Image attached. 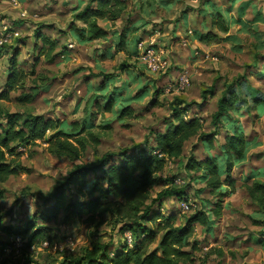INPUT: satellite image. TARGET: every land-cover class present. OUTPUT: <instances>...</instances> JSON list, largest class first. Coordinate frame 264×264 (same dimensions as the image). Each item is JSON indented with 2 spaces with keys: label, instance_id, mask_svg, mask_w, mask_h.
<instances>
[{
  "label": "rangeland",
  "instance_id": "1",
  "mask_svg": "<svg viewBox=\"0 0 264 264\" xmlns=\"http://www.w3.org/2000/svg\"><path fill=\"white\" fill-rule=\"evenodd\" d=\"M17 1L24 4L27 0ZM79 1L72 5L75 6L72 9V6L69 7L71 0H55V10L48 9L39 15L33 16V12L40 11V0H28L26 5H19V7H14L12 0H0V32L5 34L11 32L8 30L9 25L12 23L11 15L16 14L17 11L18 13L21 11L29 13L23 19L21 16H16L15 22L25 23V26L18 36L11 35L0 48V90H4L8 78L11 76L8 74V59L14 56V54L16 55L17 70L24 74L21 80L23 87L10 92L8 100L0 101V107L4 112L18 113L23 117L27 115H43L49 118H58L67 123L77 122L78 126H81L85 108L89 107L90 112L93 113L91 116L93 127L89 130L98 139V144L94 146L95 150L92 148L93 146H88L87 151L78 162L49 155L45 150V145L39 141L35 145L25 148V150L18 149L19 152H22L18 162L28 172H21L12 176L1 185L4 195L0 200L10 199L15 201L13 204L15 211H5V215L9 216V221L7 224L0 226V264H60L64 257L79 256L84 249L90 248L96 242L107 243L109 236H113L114 233L106 226L97 228V231L99 229V238L94 243L89 241L88 236H78L73 243L71 252L66 247L58 246V241L61 238L60 234L56 233L54 228H50L49 224H46V228L52 237V242L46 246H43L42 243L31 246L25 240L15 242L14 237L6 235L2 228L8 225L11 228H16L28 220L27 208L29 206V197H33L32 213H34L36 212L34 197L36 198V202L41 204L39 197L42 196V193L40 191L50 190L56 177L61 172L67 173L74 164L85 163L89 157L94 159V151H96L98 157L105 153L115 152L112 145L121 144L123 139H143L145 135L149 134L150 129L155 128L156 122L161 117L167 118L170 114L161 104L155 103V106L150 105L151 96L140 103H133L131 108L135 115L132 117L126 116L123 120H118L111 113H104L96 107H90L88 101L97 94H100L94 92V88L100 84L102 80L101 74L115 76L118 72H122L120 71L121 66H125V68L130 67L134 68L139 74L140 82L142 83L148 77H151L152 81L163 79L164 74L149 71L137 57L129 55L127 50L116 53L111 58L98 57L93 60L89 55L90 52H94L98 46L104 48L105 51L109 50L111 43L109 39L82 43L69 34L70 22L73 23L71 26L75 28H85L80 21L74 19V16L84 10L89 0L82 4L79 10L75 12ZM158 1L122 0L123 6L121 8L123 11L120 17L110 22L100 20L98 24L107 30L120 31L125 26L132 24L133 21H138L140 16L143 15L145 18L143 21L144 26L138 31L140 41H143L145 46L149 45L158 49L161 46L151 41L160 39L166 33L161 29L160 36L157 37L155 26L157 24H172L173 32H175V25L181 20L182 14L188 13V9H180L179 16H169L167 13L172 12L181 0H168L167 5L164 4L163 6ZM145 3L146 7L144 6ZM90 5L92 9H95L97 6L96 3ZM157 7L162 9L159 16H155ZM144 10L149 12L148 14L150 15H145L143 13ZM192 11L195 13L198 10L193 9ZM154 16L155 19L152 20L153 29L150 30L146 25ZM186 18V22L188 23L189 17ZM191 20L192 23H197L199 22V17L193 15ZM2 22H5L3 23L4 25H2ZM10 29L19 30L21 29V24H12ZM216 35H219V33ZM42 36L48 38L49 42L54 43L53 50H50L48 46L43 47ZM220 39L229 40V43L226 45L215 44V48L221 56L237 63V67H239L240 62L244 63L245 68L251 66L243 61V57L232 56L231 51L242 48L244 46L242 42H247L256 48L260 42L258 39H250L246 32H240L236 39H232L231 33L226 32ZM179 40V35H172L169 40L170 45L177 52L182 51V49L177 47ZM57 43L59 44L57 45ZM200 46L203 51L204 45L201 44ZM110 49L113 52L112 47ZM262 52H264V47L257 49V55H260ZM205 54L207 55V53ZM5 60L7 61V69L4 68ZM197 63L199 62L194 63L193 67H196ZM208 63L212 66L208 67L205 64L201 75L203 76L204 73H207V80L211 86L202 88L198 95L189 96L185 102L187 104L202 106L203 110L211 116L216 110L217 99L222 95L226 86L229 85L228 83H224L218 88L217 83L224 80L230 68L226 65L221 70L220 63L216 60H210ZM110 85L114 86V84ZM150 85L158 88L155 83H151ZM135 86L136 84H133L130 87L132 92L136 90ZM213 86L214 97L208 94L213 89ZM32 90H35L37 95L31 103H20L18 101V98L22 94H30L33 92ZM106 92L111 91L108 89ZM203 93L207 96L206 99L201 98ZM159 96L163 97V93ZM209 96L211 97L210 99ZM175 99H178V97H174L168 102L174 104ZM205 105L207 106L203 107ZM137 109L151 110L145 111V114L141 117L139 112L136 111ZM259 116H264V107L260 110L255 109L254 117ZM254 117L248 118L250 122V134L251 132H257L258 136L257 121ZM209 122L210 120L207 122L208 125ZM2 124H4V121H2ZM209 131L205 129V132ZM259 143L260 146L250 152L249 159L244 165L233 168L232 178H244L251 168H261L264 166V142ZM198 148L200 151H197ZM190 156H194L195 158L197 156H201L202 158L206 156V152L203 151L202 145L196 138H192L184 144L182 159L180 161H173V166L177 172H169V179L179 174L180 171H183V165ZM60 159L64 160L63 164L60 163ZM53 169H56L55 174L53 173ZM165 170H167V167ZM190 174L194 177L198 175L195 172ZM202 187L201 183H192L191 187L186 190L188 192V203L193 198L198 202L199 200L208 202L215 200L207 192L200 193L196 197L195 191ZM166 188L165 184L157 186L152 190L151 198H155L158 193L166 190ZM42 198L45 199L43 196ZM169 203H174L177 206L181 204L177 200H169ZM222 206L221 216L215 220L211 235L203 232V237L195 239L197 240L198 247L193 251V257L195 258L193 264H264V250L252 240L255 234L264 230V211L260 210L256 203L251 202L246 189L239 182H236L234 193L224 198ZM233 206L236 209H239L241 206L243 207V211L239 217L232 214ZM198 208L199 205L196 207L190 206L185 212L180 210V214L181 216H189L193 210ZM0 209H7L6 201H0ZM40 210L38 208V211ZM88 231L94 237L97 235L96 229L91 228ZM194 231L193 237L202 232V228L196 224L194 225ZM16 237L20 238L19 236ZM190 240L193 241L194 239L191 238ZM54 244L57 245L56 248L53 247Z\"/></svg>",
  "mask_w": 264,
  "mask_h": 264
},
{
  "label": "clouds",
  "instance_id": "2",
  "mask_svg": "<svg viewBox=\"0 0 264 264\" xmlns=\"http://www.w3.org/2000/svg\"><path fill=\"white\" fill-rule=\"evenodd\" d=\"M76 2L78 0H71L69 7ZM39 9V12H33L32 15H39L48 9L55 10V0H40ZM180 9H188L189 22L185 24L183 18H181L175 25V32H173L172 24H157L155 26L156 36H160L161 29L166 34L158 40L151 41L161 47L147 50L148 68L158 74L163 73V79L152 81L151 77H148L143 80L144 84L155 83L160 89L163 97L158 96L154 103L161 104L170 114L167 118L161 117L156 122L155 128L150 129L149 134L145 135L143 139H123L121 144L112 145V148L115 149L114 154L107 156L102 154L95 159L89 157L86 163L82 165L91 167V171L81 178L82 187L72 186L70 189L66 187L64 198L56 206L54 219L49 222V227L54 228L56 233L60 234L61 238L58 241V246L66 247L69 252L72 251L73 243L78 236H88L89 241L93 243L99 238V229L97 231L96 225L92 224L89 227L87 223V218L93 211L98 214L110 208V211L105 212L108 218L110 213L116 211L117 206H122V209L130 205L132 201L142 200L145 198L146 193L168 182L169 172L176 173L177 170L174 168L171 159L166 162L167 170L162 168V164H165L164 152L174 150L175 138L185 131L194 127H201L202 131L205 129L212 131L213 134L207 137L208 145L203 148V151L212 158V163L220 165L230 162L235 163L248 140L256 138L258 142H264V116L254 117L257 103H264V52L257 55V49L247 42H242L244 45L242 48L233 49L231 51L232 56L243 57V61L251 65L245 68L243 62H240L239 67H237V63L221 56L215 48V44L226 45L229 43V40L220 39L225 32L231 33L232 39L238 38L240 32H246L250 39H258V41L264 42V0H181L173 11L167 14L169 16H179ZM193 9L198 11L194 13ZM161 12L162 9L157 7L155 16H159ZM28 15V12H20L11 15V18L15 20L16 16ZM193 15L199 17V22L192 23L191 18ZM155 16L146 25L150 30L153 29L152 20L155 19ZM217 33L219 35H216ZM172 35L180 36L177 47L182 51L177 52L170 45L169 40ZM212 37H215V39H212ZM201 44L204 45L203 51L201 50ZM111 47L113 49L112 54L115 55L119 49L115 43ZM102 52H105V49L98 46L89 55L95 60L100 57ZM210 60L218 61L221 70L226 65L230 68L224 80L217 83V87L219 88L224 83L231 84V94L225 100L227 109L219 112L216 123L212 126L207 123L212 117L203 110L202 106L183 102L189 96L198 95L202 88L211 86L207 80V73L201 75L205 64L208 67L212 66L208 63ZM196 62L199 63L196 67H193ZM4 68L7 69L6 60L4 61ZM138 81L139 74L135 69L126 67L123 72L116 74L115 84L118 89L126 91ZM174 97H178V99L174 104H170L168 101H171ZM150 110L137 109L136 111L142 117L145 111ZM249 117H254L257 121L258 136L257 132H251L250 134ZM232 140H236L240 145L239 149L232 148L230 144ZM197 151H200V149L198 148ZM196 159L209 171L208 180H212L213 175H215L217 182L224 181V176L216 175L201 156H197ZM60 163L63 164L64 160L60 159ZM55 172L56 169H53L54 174ZM69 173L61 172L56 177L50 190L40 191L42 196L47 198L53 193L58 183L63 184L67 180ZM175 182L177 185H183L189 183V178L183 171H180L175 176ZM204 182V180L200 181L201 184ZM136 185L143 187L134 199H128L124 192L125 187ZM73 197L76 203L81 205L88 204L93 199L98 200L99 203L94 210L82 209L83 215L78 216L71 211L70 204ZM175 199H178V196L150 202V207L144 209V211L151 216V219H149L152 221L151 227L163 224L171 214L179 215L180 210L187 211L190 206L196 207L199 205L204 211H208V208L202 202L196 201L195 198L190 200L189 203L178 206L169 203V200L174 201ZM0 201L7 202V209H0V226H3L9 221V216L5 215V211L13 210L14 212L13 204L15 201L10 199ZM32 201L33 197H29L27 218L36 221L38 219L41 223H44L43 220L39 219L38 214L33 215ZM34 203L36 214L38 208L42 209L43 205L38 204L35 197ZM242 211V206L239 209L233 206L232 214L239 217ZM208 219L216 220V217L209 216ZM217 222L219 221L217 220ZM94 227L97 233L95 237L89 234L88 231ZM136 228L137 225L129 224L122 231L113 234L110 248L121 250L128 248L134 251L139 246L138 238L133 234V229ZM203 236L204 233L200 232L192 238L198 239ZM167 248L171 249V242L167 245ZM157 255H160V253H157Z\"/></svg>",
  "mask_w": 264,
  "mask_h": 264
},
{
  "label": "trees",
  "instance_id": "3",
  "mask_svg": "<svg viewBox=\"0 0 264 264\" xmlns=\"http://www.w3.org/2000/svg\"><path fill=\"white\" fill-rule=\"evenodd\" d=\"M167 1L159 0L158 3L167 5ZM93 3L97 5L95 9L91 8L90 4ZM122 6V0H115V2L113 0H89L84 10L74 16V19L80 21L85 28H75L70 25L69 30L72 32V36L82 43L107 39L108 37L111 44L115 43L119 51L127 50L129 55L137 57V44L140 42L138 31L144 26L143 22L137 25L133 21L132 24L125 26L120 31L106 30L98 24L100 20L110 22L118 19L123 11ZM144 6H147L146 3ZM78 10L79 6L75 12ZM217 14L223 15L222 13ZM42 43L44 45L43 47L48 46L50 50L54 49V43L49 42L48 38L44 36H42ZM263 47L264 42H259L256 46L257 49H262ZM15 60V54L8 59V74L11 76L8 78L4 90H0V101L8 100L10 92L23 87L21 80L24 74L17 70ZM124 69L125 66H121L120 71L123 72ZM101 77H103L104 82L108 81V84H114L113 82L116 79V75L108 76V74H101ZM104 82L99 85L100 87L97 86L95 88L96 93L104 86ZM32 91L30 94H22L18 98V101L20 103H31L37 95L35 90ZM144 93L145 91H142V95ZM159 93H161L160 90L155 92L154 95ZM204 93L202 97L206 99L207 96ZM116 94V92L112 91L108 92L105 96L96 95L88 103L90 107H96L98 110H102V112L112 113L116 104L119 102ZM208 94L213 97L215 96L214 86ZM230 94L231 84L226 86L222 95L217 99L216 110L211 115L212 119L209 122V126L216 123V118L220 111L227 109L225 100ZM98 97L102 99V102L98 101ZM138 98H141V96ZM183 102L187 104L185 101ZM263 107L264 103H257L256 110H260ZM116 114L118 120H123L126 116L132 117L133 110L125 104H120L117 107ZM92 115L93 113L90 112L89 107L85 108V115L81 126H78L77 122L67 123L59 119L46 118L43 115H27L23 117L18 113L4 112L0 107V199L4 195V190L1 188L3 183L10 177L21 172H28L18 162L22 154V152L18 151L19 148L25 150V148L35 145L39 141L45 145V150L49 155L56 158H67L72 162L80 160L87 151L88 146H93L92 148L95 150L94 146L98 144V139L89 130L93 127ZM2 121H4V124H2ZM212 134V131L205 132V130H201V127H194L178 135L174 141V150H166L164 152L165 164H162V168L167 167L166 162L169 159L172 161H180L182 159L183 148L186 142L192 138H196L204 148L208 145L207 137ZM230 144L234 149L240 148L236 140L230 141ZM254 145H256L254 140H248L243 146L239 159L235 163L230 162L224 165L212 163V158L206 153L203 161L214 170L216 175L224 176L223 182H217L215 175H213L212 180H208L207 178L210 173L207 168L194 156H190L183 165V171L187 174L189 183L183 184V186L177 185L175 183V176H172L165 183L166 190L158 193L153 199L151 198L152 191L148 192L142 200L132 201L130 205L122 209V206H117L116 211L110 213L108 218L105 212L110 211V208L98 214L93 211L88 216L87 223L90 227L92 224H95L96 229L101 227L106 219V222L102 226H106L114 234L122 231L126 225H137V228L133 229V234L138 238L139 246L134 251L128 248H124L123 250L112 249L110 248L112 244V236L110 235L107 243L96 242L90 248L84 249L79 256L64 257L60 264H193L195 259L193 257V251L198 247L197 240H190L195 232L194 225H199L202 228V232L211 235L215 220H210L208 217L220 218L224 198L234 193L235 180L232 178V170L236 164L245 160V154ZM70 153L71 155H69ZM114 153L110 152L103 155L107 156ZM95 158H98L96 151H94ZM83 164L82 162L74 164L68 171L70 173L67 180L63 184L58 183L48 198L44 199L42 196L39 197L43 207L36 214L34 212L33 215L38 214L39 219L43 220L44 223H41L38 219L37 221L28 219L16 228H11L9 225L4 226L2 228L4 230L3 232L10 237L19 236L21 240H25L31 246L43 242L51 244L52 237L46 228V224H49L54 219L56 206L64 198L66 187L69 189L72 186L82 187L81 178L91 171L90 166H82ZM192 172L198 173V175L194 177L190 174ZM245 178L243 186L247 191L249 199L252 203H256L260 210L264 211V168L252 171ZM201 180L205 182L202 184V188L195 191V196L197 197L198 194L207 192L215 198L213 202L199 200V202H202L208 208V211H204L199 206L189 216H181V214L177 215L173 213L163 224L156 225V227L150 226L152 224V221L149 220L151 216L148 212L144 211V209L150 207V202L164 200L166 197L175 198L178 196V199L175 200L181 203H188V192L186 190L191 187L192 183H200ZM142 187L140 185L126 186L124 189L126 197L128 199H134ZM98 203V200L93 199L88 204L81 205L77 204L73 197L70 207L73 214L82 216V209L89 208L94 210ZM252 240L264 248V230L255 234ZM170 242L171 249L169 250L167 245ZM157 253H160V255H157Z\"/></svg>",
  "mask_w": 264,
  "mask_h": 264
},
{
  "label": "crops",
  "instance_id": "4",
  "mask_svg": "<svg viewBox=\"0 0 264 264\" xmlns=\"http://www.w3.org/2000/svg\"><path fill=\"white\" fill-rule=\"evenodd\" d=\"M25 1V0H24ZM24 1H22L23 3H24ZM86 2V0L85 1H83V0H80L79 1V5H77V7L79 6V8H80V6L82 5V4H84ZM28 3V0L26 1V3H24V4H21V2H18L17 0H12V4H13V6L14 7H19V5L20 6H24V5H26ZM160 4V3H159ZM162 4V3H161ZM163 5V4H162ZM161 5V6H162ZM75 6H72V9L74 8ZM17 11V10H16ZM21 11V10H20ZM21 12H25V11H21ZM17 13H18V11H17ZM145 15H150V14H148L149 12H146V10H144V12H143ZM22 17V16H21ZM26 16H23L22 17V19L23 18H25ZM186 17H188L187 16V14H185L184 15V13L182 14V18H183V21H184V23L185 24H187V18ZM145 20V18L143 17V15L142 16H140V18H139V20L138 21H135L136 23H137V25L138 24H140V22H143ZM11 21H12V23H11V25L12 24H21V29H13V30H11L10 29V26L11 25H9V29L8 30H10L11 32V34L12 35H14V36H18L21 32H22V29H23V27L25 26V23H19V22H15V20H13V19H11ZM14 21V22H13ZM3 23H5V22H2V25H4ZM71 23L72 22H70V25H71ZM3 28H5V27H3ZM102 28H104V29H106L105 27H102ZM5 29H7V28H5ZM107 30V29H106ZM111 31H115V30H111ZM117 31V30H116ZM69 32V34L70 35H72V32L69 30L68 31ZM107 39H108V37H107ZM104 40H106V39H104ZM110 41V40H109ZM110 43H111V41H110ZM59 43H57V45H58ZM112 45V44H111ZM111 47V46H110ZM110 47H109V50H106L103 54L101 53L100 54V57H103V58H111L112 57V52H111V49H110ZM40 49V48H39ZM108 49V48H107ZM119 52H121V51H118L117 53H119ZM61 55V54H60ZM63 55V54H62ZM140 77H139V81L137 82V83H135L136 84V86H135V88H136V90L134 91V92H132V90H130V87L125 91V90H122V89H118L117 88V86H115V81H114V86H111L110 84H108V81H105L104 82V79H103V77H102V80L100 81V84H102L103 82H104V86H102L101 87V89L99 90V92L98 93H100V94H97L98 96H105L106 95V93H108V92H106L108 89H109V91H114V92H116L117 94H116V96L118 97V99H119V102L116 104V106H115V108H114V111L111 113L113 116H117V114H116V110H117V107L120 105V104H125V105H127V106H129L130 108H131V105L133 104V103H140V102H142V101H144L146 98H148V97H150L151 96V98H150V102H149V104L150 105H152V106H155L156 104L154 103V101H156V99H157V97L159 96V95H161L162 94V92L161 93H159V94H156V95H154V93L155 92H157L158 90H160V89H158V88H154L152 85H146V84H144V83H142V82H140ZM99 84V85H100ZM98 85V86H99ZM106 85V86H105ZM109 86H110V88H109ZM100 87V86H99ZM142 91H145V93L142 95ZM153 91V92H152ZM94 92H95V88H94ZM124 93V94H123ZM141 96V98H138L137 99V97H140ZM99 99H98V101L99 102H102L101 100L102 99H100V97H98ZM81 103V102H80ZM80 103H79V106H80ZM132 109V108H131ZM104 113H107V112H104ZM84 115H85V111H84ZM133 115H134V112H133ZM46 118H49V117H46ZM50 119H54V118H50ZM56 119H58V118H56ZM250 140H254V142H255V144L256 145H254V147H252V148H250L248 151H247V153L245 154V160L243 161V162H241V163H238V164H236V166H242V165H244L247 161H248V159H249V156H250V152L252 151V150H254V149H256V148H258V146H260V143L257 141V139L256 138H253V139H250ZM202 148H203V146H202ZM261 168H264V166L263 167H261ZM257 169H260V168H251L250 169V171H249V173L248 174H246L245 176H244V178H238V179H235L234 178V180H235V185H236V182H239V184L241 185V186H243V183H244V179H246L245 177L246 176H248V175H250V173H252V171H254V170H257ZM248 178V177H247ZM245 188V187H244ZM247 192V191H246ZM260 246V245H259ZM261 247V246H260ZM262 248V247H261ZM263 250H264V248H262Z\"/></svg>",
  "mask_w": 264,
  "mask_h": 264
},
{
  "label": "built area",
  "instance_id": "5",
  "mask_svg": "<svg viewBox=\"0 0 264 264\" xmlns=\"http://www.w3.org/2000/svg\"><path fill=\"white\" fill-rule=\"evenodd\" d=\"M12 34L11 33H9V34H5V33H3V32H0V41H2V43H0V48L3 46V44H4V42L7 40V38H10V36H11ZM149 48H154L153 46H145L144 45V42L143 41H140L138 44H137V52H138V56H137V58L139 59V61L143 64V65H145L146 66V68L149 70V71H151V72H153L151 69H149L148 68V62H147V50L149 49ZM156 73V72H155ZM22 149V148H21ZM176 183V182H175ZM181 204H184V203H181ZM183 212H185L184 210H182ZM13 239H15V242L17 241V242H20L21 241V239L20 238H18V237H14ZM12 239V240H13ZM48 243L47 242H43L42 243V245L43 246H46ZM54 248H56L57 247V245L56 244H54V246H53Z\"/></svg>",
  "mask_w": 264,
  "mask_h": 264
}]
</instances>
